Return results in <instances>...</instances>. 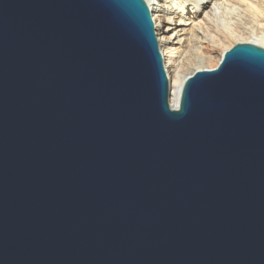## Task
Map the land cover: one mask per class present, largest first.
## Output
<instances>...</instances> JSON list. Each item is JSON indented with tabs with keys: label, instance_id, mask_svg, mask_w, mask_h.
Instances as JSON below:
<instances>
[{
	"label": "water",
	"instance_id": "95a60500",
	"mask_svg": "<svg viewBox=\"0 0 264 264\" xmlns=\"http://www.w3.org/2000/svg\"><path fill=\"white\" fill-rule=\"evenodd\" d=\"M170 96L147 0H0V264H264V46Z\"/></svg>",
	"mask_w": 264,
	"mask_h": 264
},
{
	"label": "bare ground",
	"instance_id": "6f19581e",
	"mask_svg": "<svg viewBox=\"0 0 264 264\" xmlns=\"http://www.w3.org/2000/svg\"><path fill=\"white\" fill-rule=\"evenodd\" d=\"M147 2L170 77L172 104L178 103L184 81L194 72L189 74L190 68L211 59L209 53L203 55L204 50H220L223 54L234 40L264 46V0ZM189 13L193 16L187 19ZM209 68L199 65L195 69Z\"/></svg>",
	"mask_w": 264,
	"mask_h": 264
},
{
	"label": "rangeland",
	"instance_id": "374dc122",
	"mask_svg": "<svg viewBox=\"0 0 264 264\" xmlns=\"http://www.w3.org/2000/svg\"><path fill=\"white\" fill-rule=\"evenodd\" d=\"M151 12H152V9H151ZM153 14V13H152ZM187 16V19H189L190 17H192L193 16V13H189V14H187L186 15ZM237 39H241V38H237ZM237 42H239V41H237V40H234V41H232L231 42V46H233L235 43H237ZM177 46V45H176ZM230 46V47H231ZM229 47V48H230ZM207 53H209L210 55H211V59L209 60V61H205V62H203L202 64H200V63H195L191 68H190V72H189V74L190 73H192L193 71H195L196 69V67L197 66H199V65H203V66H205V67H210V68H214V67H216L217 65H218V63H219V61H220V59H221V57H222V52L219 50V51H210V50H204L203 51V55L204 54H206L207 55ZM209 68V69H210ZM167 69V68H166ZM168 73V72H167ZM168 76H169V74H168ZM169 79H170V77H169ZM171 97V96H170Z\"/></svg>",
	"mask_w": 264,
	"mask_h": 264
}]
</instances>
